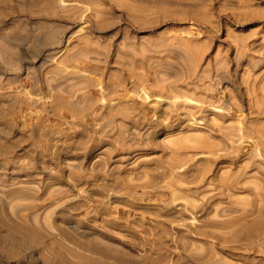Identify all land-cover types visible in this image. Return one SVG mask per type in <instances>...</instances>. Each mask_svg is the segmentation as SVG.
<instances>
[{
	"label": "rangeland",
	"instance_id": "374dc122",
	"mask_svg": "<svg viewBox=\"0 0 264 264\" xmlns=\"http://www.w3.org/2000/svg\"><path fill=\"white\" fill-rule=\"evenodd\" d=\"M263 132L264 0H0V264H264Z\"/></svg>",
	"mask_w": 264,
	"mask_h": 264
},
{
	"label": "bare ground",
	"instance_id": "6f19581e",
	"mask_svg": "<svg viewBox=\"0 0 264 264\" xmlns=\"http://www.w3.org/2000/svg\"><path fill=\"white\" fill-rule=\"evenodd\" d=\"M193 102V101H192ZM194 103V102H193ZM189 106V105H188ZM260 133V132H259ZM264 133V132H263ZM243 135H245V134H243ZM261 139H262V135H261ZM263 139H264V135H263ZM200 140V139H199ZM263 146H264V143H263ZM227 178V177H226ZM229 179V178H228ZM226 180V179H225ZM240 181V180H239ZM224 182V181H223ZM227 182V181H226ZM225 184V183H224ZM223 184V185H224ZM226 185V184H225ZM234 186V185H233ZM236 186V185H235ZM226 187V186H225ZM230 189H231V187H230Z\"/></svg>",
	"mask_w": 264,
	"mask_h": 264
}]
</instances>
